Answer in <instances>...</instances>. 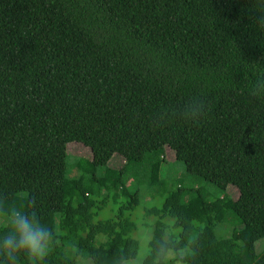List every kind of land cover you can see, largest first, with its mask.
I'll return each instance as SVG.
<instances>
[{"label": "trees", "instance_id": "obj_1", "mask_svg": "<svg viewBox=\"0 0 264 264\" xmlns=\"http://www.w3.org/2000/svg\"><path fill=\"white\" fill-rule=\"evenodd\" d=\"M253 3L0 0V198L27 203L50 227L47 264L134 254L127 213L143 192L164 198L148 211L159 217L152 241L175 219L181 245L191 242L188 264H264V100L247 91L264 76V31ZM194 98L204 104L195 121L184 116ZM70 144L92 154L93 172L79 158L68 164ZM104 150L120 168L96 163ZM169 153L184 166L182 185L153 181ZM109 196L124 199L115 217L94 222Z\"/></svg>", "mask_w": 264, "mask_h": 264}, {"label": "clouds", "instance_id": "obj_2", "mask_svg": "<svg viewBox=\"0 0 264 264\" xmlns=\"http://www.w3.org/2000/svg\"><path fill=\"white\" fill-rule=\"evenodd\" d=\"M254 24L264 31V0H254ZM249 95L264 100V76H258L247 89ZM204 110L199 98L192 99L184 116L195 121ZM165 229L158 240L141 239L134 254L121 255L115 264H188L192 256L190 243L181 245L176 233ZM53 246V234L39 214L27 203H8L0 198V264H47Z\"/></svg>", "mask_w": 264, "mask_h": 264}, {"label": "rangeland", "instance_id": "obj_3", "mask_svg": "<svg viewBox=\"0 0 264 264\" xmlns=\"http://www.w3.org/2000/svg\"><path fill=\"white\" fill-rule=\"evenodd\" d=\"M138 36L148 42H152L161 48L169 51L173 54L176 58L183 61L184 63L188 64H200L201 60L199 58H192L186 55L182 50L172 47L168 42H164L157 37H153L143 32H138ZM81 159L79 163V167L82 171L85 172H93L94 166L92 164L93 157L92 154L84 148L82 145L79 144H70L68 146V164L71 165L74 163L76 159ZM106 163L110 169H118L122 165L123 161L118 156H114L111 151L104 150L101 152V155L98 159H96V163ZM69 175L74 176V171L69 168ZM184 172V166L175 162V157L172 153H169L167 156L166 163H159L153 169V181L157 182L161 179H170L176 178L177 182L182 185V174ZM229 193L233 198L238 197V192L234 188H229ZM102 200V198H100ZM124 199H119L120 203L117 201H113L111 196L107 199V205L102 210H96V216L94 218V222L100 221H107L115 217L118 208L121 206V202ZM164 203V198L162 197H154L152 198L149 194L143 192L140 197V204L139 206L132 212L127 213V216L132 219V221L136 224L137 229L132 234V238L136 240L138 243L141 239L148 240L153 237V230L159 222V217L156 215H149L148 211L153 208H161ZM192 205V210L194 213L199 211L198 202L195 201ZM218 217L223 216V211L220 205H217ZM162 222L168 226V230L178 229L174 228L175 226V219L166 217L162 220ZM180 229L178 233H176L177 237L179 236ZM257 252L261 253L264 251V239L259 241L256 245ZM105 253V257L107 261L102 259V264H111V256H114L112 253L103 252ZM79 264H91L90 261L80 260Z\"/></svg>", "mask_w": 264, "mask_h": 264}]
</instances>
